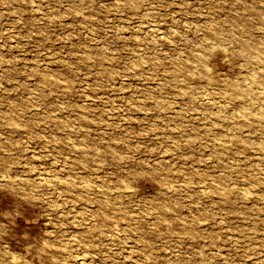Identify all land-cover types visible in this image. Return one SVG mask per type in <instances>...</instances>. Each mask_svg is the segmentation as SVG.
<instances>
[{
  "label": "rangeland",
  "instance_id": "obj_1",
  "mask_svg": "<svg viewBox=\"0 0 264 264\" xmlns=\"http://www.w3.org/2000/svg\"><path fill=\"white\" fill-rule=\"evenodd\" d=\"M0 264H264V0H0Z\"/></svg>",
  "mask_w": 264,
  "mask_h": 264
}]
</instances>
